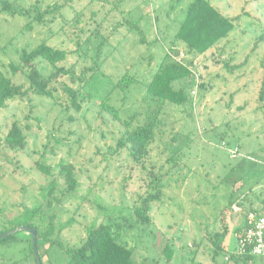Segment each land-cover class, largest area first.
<instances>
[{"label": "rangeland", "instance_id": "374dc122", "mask_svg": "<svg viewBox=\"0 0 264 264\" xmlns=\"http://www.w3.org/2000/svg\"><path fill=\"white\" fill-rule=\"evenodd\" d=\"M4 1L17 10L35 6L43 11L52 3L64 8L53 14L55 20L46 15L44 23H33L31 29L26 28L31 17L0 12V71L25 84V76H14L9 65L18 62L23 50L46 41L69 52L60 66L72 67L77 76L93 73L83 90L93 99L76 112L30 94L9 101L0 111L1 140L13 123L26 136L22 149L0 147V232L19 229L28 219L38 223V210L47 224L54 216L52 239L58 236L64 248L77 247L90 226L104 222L113 224L117 241L132 249L139 264H248L229 259L237 252L234 230L242 223V213H226L225 250L215 257L211 237L222 232L220 214L231 197H253L263 186L264 107L259 94L264 83V0H210L222 14L237 19L235 29L196 59L199 82L211 83V90L199 94L194 121L179 108L164 109V134L152 145L146 169L127 151L115 153L124 126L97 103L107 99L123 118L148 117L155 106L142 98L165 54L172 48L179 52L176 59L191 58L182 44L172 43L184 6L193 0H0V10ZM140 16L142 33L129 31L127 21ZM37 68L45 78L55 72L45 61L37 62ZM125 75L136 81L120 88L117 83ZM76 78L64 76L58 82L79 89L84 83ZM59 95L65 99L62 90ZM237 147L238 157L233 158L230 150ZM173 153H181L182 161L171 176H161L159 166L167 172L166 160ZM37 163L55 174L61 163L72 164L79 185L68 192L58 178L50 204L46 188L51 177ZM150 170L162 179L163 188L153 182L162 197L151 203L150 223L130 229L135 209L154 190L149 187ZM12 236L0 243V264H36L29 253L30 234L19 230ZM166 245L174 253L169 263L163 254ZM48 246L40 243L41 257ZM67 260L56 245L43 263Z\"/></svg>", "mask_w": 264, "mask_h": 264}, {"label": "trees", "instance_id": "16d2710c", "mask_svg": "<svg viewBox=\"0 0 264 264\" xmlns=\"http://www.w3.org/2000/svg\"><path fill=\"white\" fill-rule=\"evenodd\" d=\"M72 1L73 0H67V2ZM179 2L182 3V1ZM3 6L0 12H7L14 16L25 15L31 17L32 22L26 25L27 29H31L33 23H44L46 15H53L64 8V5L52 3L43 11L35 6L17 10L6 1L3 2ZM184 7L185 9L182 12L183 19L178 23V29L172 46H175L177 43L182 44L185 48L187 57L191 58L178 61L176 58L179 56V52L172 50V48L165 54L152 80L146 86V92L142 98V102L147 103L149 107L155 106L148 117L141 119V114H134L129 118H123L118 109L109 104L107 99H101L97 103L103 111L107 112L115 120L121 122L124 126V132L117 143L115 153H118L119 150L127 151L133 161L143 169H146L145 160L149 157L152 145L158 137H162L164 134L163 127L166 123L163 120L162 113H164L165 108L169 106L179 108L184 113H187L186 115H188L191 121H194L193 114L195 113L196 115V100L199 99V94L211 90V83L199 82L200 77L198 78L197 75L198 65L195 63L196 59L214 50L217 44L225 39L236 26L237 19L222 14L210 0H193ZM142 17L143 16H140L135 21H127L126 25L129 26V31L136 30L138 33H142L140 28ZM51 20H55L54 15ZM261 39L264 41V34ZM141 41L143 42V39ZM68 55V51L50 46L46 41L33 49L23 50L19 56L18 62L15 63L12 61L9 68L14 76L23 74L26 78V83H14L10 77L0 71V111L7 107L9 101L19 98H28L30 94H34L61 103L67 111L73 109L76 112H80L83 105L93 99L91 94L83 91L88 80L93 77V73L89 76L88 72L84 71L80 76H77L72 67L66 68L60 66V63L68 59ZM39 61H45L54 67L55 72L48 78H45L37 68V62ZM225 65L229 67L227 64ZM64 76H70L72 79L77 77L76 79L84 83V85L79 89H73L64 83L59 85L58 80ZM87 77L89 78L87 79ZM135 81V78L125 75L118 81L117 86L126 88ZM195 87H197V93L199 92L198 94L196 93L198 98L197 96H192V91ZM61 90L65 95V99L59 95ZM259 95V100L263 104L261 107L263 108L264 83ZM137 116H139L138 120ZM222 138H224V136H222ZM25 142L26 136L23 128L19 123H13L4 139H0V147L1 144H4L8 149L19 150L24 147ZM182 159L183 156L181 153L171 154L166 160V164L169 166L168 171L162 173L165 166H159L160 169L158 167L160 175L163 176V174H165L168 177L171 176V170L173 167H176ZM36 168L47 177H51V181L46 188L50 197V204L52 194L55 193L59 183L58 178L64 181L65 190L68 192L75 190L79 185L75 167L70 163H61L56 174L50 166L44 165L43 163H37ZM148 173H150L149 178L151 179L149 187L154 190L149 188L148 195L142 200V205L135 209L133 213L134 219H132L133 222L129 224L130 229L136 228L137 225L147 226L151 221L149 215L151 203L160 200L162 197V192L153 186V182H155L159 184V187L163 188L164 184L162 179L160 180V176L155 175L151 170ZM236 201L235 198L231 197L229 203L220 214V217L223 219V221H221L222 232L215 233L211 237L214 244V257L225 250L223 244L229 230V225L226 223V213L232 211V207ZM250 211L258 212L256 209ZM250 211L245 214L244 221L241 225L235 228L234 232L236 237L246 228V218ZM34 214L37 216L40 215L38 216L40 218L38 223L28 219L22 221L19 226L29 227L36 231L38 252L40 243H49V248L45 250L42 257L40 256L42 263L48 251H50L52 247L58 245L68 257L67 264H139L134 261L132 249L117 241L115 232L113 231V224L100 222L92 225L87 229L86 236L77 247L64 248L62 243L58 240V236L52 239L56 231L53 222L55 219L54 216H49L48 219L51 222L47 224L44 218L41 217L40 211L37 210ZM5 233H8V231L3 229L0 235ZM12 238L13 236H9L1 240L0 243H6ZM29 253L34 254L31 234ZM163 254L166 255L168 263L174 258L172 248L167 245L164 248ZM229 259L235 262L242 259L250 264L252 257L248 254H244L243 256L232 254Z\"/></svg>", "mask_w": 264, "mask_h": 264}, {"label": "built area", "instance_id": "2783aa9c", "mask_svg": "<svg viewBox=\"0 0 264 264\" xmlns=\"http://www.w3.org/2000/svg\"><path fill=\"white\" fill-rule=\"evenodd\" d=\"M178 61H182L177 59ZM199 81V79H198ZM197 87L192 96H196ZM233 158L238 157V148L230 150ZM247 226L237 237V252L239 256L248 254L252 257L250 264H264V208L260 211H250L247 215Z\"/></svg>", "mask_w": 264, "mask_h": 264}, {"label": "crops", "instance_id": "0c3cea01", "mask_svg": "<svg viewBox=\"0 0 264 264\" xmlns=\"http://www.w3.org/2000/svg\"><path fill=\"white\" fill-rule=\"evenodd\" d=\"M253 192H254V190H252V192H250V193L252 194ZM236 200L237 201L233 205L232 211H230V213H232L233 215H235V213H237V214H241L242 213L241 222H243L244 218H245V214L248 211H250L252 209H256V210L260 211L263 208L264 185L262 186V190H261L260 194H256L253 197H251V196L250 197H246L245 195H242L239 199H236ZM236 243H237V240H236ZM226 258H225V260H226Z\"/></svg>", "mask_w": 264, "mask_h": 264}, {"label": "water", "instance_id": "95a60500", "mask_svg": "<svg viewBox=\"0 0 264 264\" xmlns=\"http://www.w3.org/2000/svg\"><path fill=\"white\" fill-rule=\"evenodd\" d=\"M19 230L28 231L31 234V236H32V245H33V253H34V256H35V259H36V263L37 264H43L42 261H41L39 252H38L37 233H36V231L34 229H31V228L25 227V226H21L19 229H15L13 231H10L8 233H5L3 235H0V241L3 240V239H5V238H7V237H9V236L14 235Z\"/></svg>", "mask_w": 264, "mask_h": 264}]
</instances>
